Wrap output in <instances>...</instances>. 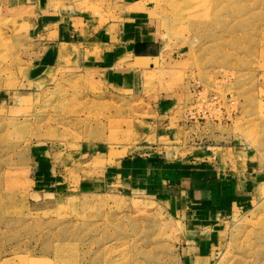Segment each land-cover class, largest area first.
<instances>
[{
	"label": "rangeland",
	"instance_id": "rangeland-1",
	"mask_svg": "<svg viewBox=\"0 0 264 264\" xmlns=\"http://www.w3.org/2000/svg\"><path fill=\"white\" fill-rule=\"evenodd\" d=\"M77 1L141 11L162 51L119 86L68 60L40 73L38 36L0 0V264H184L171 193L106 176L150 152L191 169L249 159L260 188L225 217L220 255L264 264V0Z\"/></svg>",
	"mask_w": 264,
	"mask_h": 264
},
{
	"label": "crops",
	"instance_id": "crops-1",
	"mask_svg": "<svg viewBox=\"0 0 264 264\" xmlns=\"http://www.w3.org/2000/svg\"><path fill=\"white\" fill-rule=\"evenodd\" d=\"M7 1L20 10L19 17L38 36L40 51L33 68L38 67L40 73L68 60L119 86L126 82L128 68L137 57H156L162 51L159 39L144 25L141 11H124L107 18L82 11L77 0ZM166 106L160 111L169 113L175 107L173 103ZM233 158H220L214 165L204 161L191 169L184 161H168L150 152L117 158L105 172L110 183L118 182L124 191L162 188L171 193L169 208L183 214L187 227L182 246L184 264H224L220 246L225 217L246 209L261 184L249 159Z\"/></svg>",
	"mask_w": 264,
	"mask_h": 264
},
{
	"label": "bare ground",
	"instance_id": "bare-ground-1",
	"mask_svg": "<svg viewBox=\"0 0 264 264\" xmlns=\"http://www.w3.org/2000/svg\"><path fill=\"white\" fill-rule=\"evenodd\" d=\"M196 13H197V12H196ZM14 189H15V188H14ZM14 189H13V190H14ZM106 245H108V244H106ZM103 247H104V246H103ZM105 247H107L106 249H108L109 246H105ZM103 249H104V248H103ZM101 250H102V249H101ZM108 253H109V252H108ZM123 259H124V258H123ZM123 259H122V260H123ZM122 260H121V261H122ZM124 260H125V259H124ZM124 260H123V261H124ZM117 262H120V261L118 260ZM120 263H121V262H120ZM120 263H119V264H120ZM135 263H136V262H135ZM111 264H112V263H111ZM130 264H132V263H130Z\"/></svg>",
	"mask_w": 264,
	"mask_h": 264
}]
</instances>
